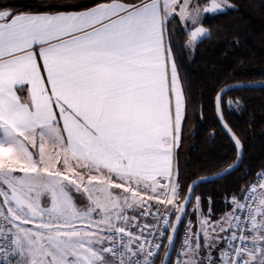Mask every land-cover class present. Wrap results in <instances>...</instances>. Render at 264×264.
<instances>
[{
  "label": "snow or ice",
  "instance_id": "1",
  "mask_svg": "<svg viewBox=\"0 0 264 264\" xmlns=\"http://www.w3.org/2000/svg\"><path fill=\"white\" fill-rule=\"evenodd\" d=\"M228 0H97L80 11L0 5V264H264V167L213 220L174 165L185 46ZM215 109L241 162L243 143ZM252 175L245 173V177ZM191 209V211H189ZM194 215L192 219L185 218ZM185 226L180 248L176 234Z\"/></svg>",
  "mask_w": 264,
  "mask_h": 264
},
{
  "label": "trees",
  "instance_id": "2",
  "mask_svg": "<svg viewBox=\"0 0 264 264\" xmlns=\"http://www.w3.org/2000/svg\"><path fill=\"white\" fill-rule=\"evenodd\" d=\"M234 8L206 14L202 20L209 35L197 47L186 46V29L178 17L171 22L173 45L186 96V119L180 147L176 150L183 187L196 178L214 174L236 161L237 153L216 115L215 97L227 84L264 81V0H228ZM97 0H0V5L16 12L84 10ZM239 100V106L223 105V114L241 139L245 154L238 169L217 181L200 184L195 195L212 199L213 217L225 210V197L250 183L264 167V88H244L224 97ZM245 173L252 175L245 177ZM191 209H189L190 211ZM187 217L185 218V224ZM184 225L181 226L180 231ZM164 255L161 250L156 264Z\"/></svg>",
  "mask_w": 264,
  "mask_h": 264
},
{
  "label": "water",
  "instance_id": "3",
  "mask_svg": "<svg viewBox=\"0 0 264 264\" xmlns=\"http://www.w3.org/2000/svg\"><path fill=\"white\" fill-rule=\"evenodd\" d=\"M244 88H264V81H252V82H235V83H230V84H227V85H225L224 87H222V88L219 90L218 93H220V92L223 90V91L227 94L228 92H230V91H232V90H236V89H244ZM218 93H217V94H218ZM226 94H225V95H226ZM225 95H224V96H225ZM216 96H217V95H216ZM215 110H216V109H215ZM222 111H223V109H222ZM216 115H217V113H216ZM223 116H224V114H223ZM217 119H218V121H219V123H220V125H221V122H220L218 116H217ZM224 119H225V117H224ZM225 121H226V119H225ZM226 122H227V121H226ZM221 127H222V125H221ZM222 129H223V128H222ZM223 131H224V130H223ZM224 132H225V131H224ZM226 135H227V134H226ZM227 136H228V135H227ZM228 137H229V136H228ZM244 154H245V150H244V146H243V153H242V157H241V162L238 164L237 168H235V169H233V170L231 171V173L234 172L236 169H238V168L240 167V165H241L242 162H243ZM235 162H236V161H235ZM235 162H234V163H235ZM234 163H232V164H234ZM232 164H231V165H232ZM229 166H230V165H229ZM229 166L226 167V168H224V169H222V170H220V171H218V172H216V173H214V174L206 175V176H202V177H208V178H209L208 181H206V182H202V183H207V182L217 181V180L222 179V178H224L225 176L229 175V174L219 175L220 173H223L225 169L229 168ZM200 178H201V177H198V178H196V179H194V180H198V179H200ZM194 180H193V181H194ZM193 181H192V182H193ZM192 182H191L190 184H192ZM202 183H200V184H202ZM190 184H189V185H190ZM200 184H198V185L195 187V190H196V188H197ZM180 228H181V227H180ZM180 228H179V230H178V232H177V234H176L175 245H176V242H177V239H178V235H179ZM170 254H171V258H172V255H173V251H172V250H170ZM163 257H164V255H163ZM162 260H163V258H162ZM162 260H161L160 264H162ZM170 263H171V261H170Z\"/></svg>",
  "mask_w": 264,
  "mask_h": 264
},
{
  "label": "built area",
  "instance_id": "4",
  "mask_svg": "<svg viewBox=\"0 0 264 264\" xmlns=\"http://www.w3.org/2000/svg\"><path fill=\"white\" fill-rule=\"evenodd\" d=\"M184 235H185V226L183 227V229L181 230V232H179L178 239H177V242H176V245H175V248L177 250L180 248V245H181V242H182V240L184 238ZM160 253H161V251H160ZM160 253L155 258V264H156V261H157L158 257L160 256ZM175 259H176V251H173V255H172L171 263L170 264H175Z\"/></svg>",
  "mask_w": 264,
  "mask_h": 264
},
{
  "label": "rangeland",
  "instance_id": "5",
  "mask_svg": "<svg viewBox=\"0 0 264 264\" xmlns=\"http://www.w3.org/2000/svg\"><path fill=\"white\" fill-rule=\"evenodd\" d=\"M207 2H210V0H199V3H200L201 5H203L204 3H207ZM228 2H229V4L233 5V7L226 8L224 11L229 10V9H232V8L235 7V5H234L233 3H231L230 1H228ZM205 15H206V14H205ZM205 15H204V16H205ZM204 16H203V18H204ZM202 20H203V19H202ZM203 38H204V37H203ZM201 39H202V38H201ZM190 211H191V210H190ZM187 219H192L194 223H195V221H196V217H195L194 215H191V216L187 217Z\"/></svg>",
  "mask_w": 264,
  "mask_h": 264
},
{
  "label": "crops",
  "instance_id": "6",
  "mask_svg": "<svg viewBox=\"0 0 264 264\" xmlns=\"http://www.w3.org/2000/svg\"><path fill=\"white\" fill-rule=\"evenodd\" d=\"M72 11H80V10H72ZM174 165L176 166V155H175Z\"/></svg>",
  "mask_w": 264,
  "mask_h": 264
}]
</instances>
